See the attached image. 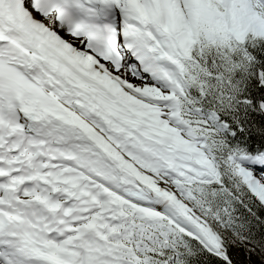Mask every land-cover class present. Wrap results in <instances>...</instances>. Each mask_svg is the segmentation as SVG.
I'll return each instance as SVG.
<instances>
[{
    "label": "snow or ice",
    "instance_id": "6c2138e0",
    "mask_svg": "<svg viewBox=\"0 0 264 264\" xmlns=\"http://www.w3.org/2000/svg\"><path fill=\"white\" fill-rule=\"evenodd\" d=\"M0 264H264V0H0Z\"/></svg>",
    "mask_w": 264,
    "mask_h": 264
}]
</instances>
